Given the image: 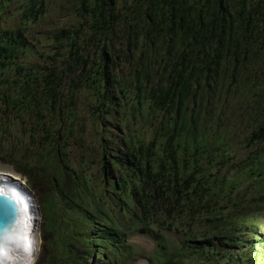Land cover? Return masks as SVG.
<instances>
[{"label": "trees", "instance_id": "1", "mask_svg": "<svg viewBox=\"0 0 264 264\" xmlns=\"http://www.w3.org/2000/svg\"><path fill=\"white\" fill-rule=\"evenodd\" d=\"M48 3L0 0V162L43 242L73 213L68 258L36 264H264V0H74L39 52Z\"/></svg>", "mask_w": 264, "mask_h": 264}, {"label": "rangeland", "instance_id": "2", "mask_svg": "<svg viewBox=\"0 0 264 264\" xmlns=\"http://www.w3.org/2000/svg\"><path fill=\"white\" fill-rule=\"evenodd\" d=\"M48 6H47V13L36 23H29L26 29V36L32 43V45L35 47V51L39 52H47V50L50 49L49 45V35L55 33L56 31L60 30L64 26H70L75 21V18L73 16V9L72 6L74 0H47ZM21 8V3H17L15 1H12L9 10L10 15L5 18V21H8L9 23L18 22V9ZM31 58L32 60H44L43 58H39L37 53L31 52ZM17 132L15 131V135ZM11 148V144L8 143V141H5L2 150L7 151ZM0 167H7V168H13L14 167L7 163V162H0ZM15 170V169H14ZM71 204L74 205L75 203L71 201ZM65 206L63 203L59 204L57 203V207ZM68 208V207H67ZM66 206L63 209L59 208V213L57 214V221L58 217L60 218V231L58 230V227H53L52 232L48 235L50 237V240H40L39 242V248L37 251V257L36 260L39 258V262H43L45 259V254L49 253L48 256H58L66 257L68 258V239L70 240L69 234L70 232L69 226L66 224L71 223V217L73 213L69 210H67ZM74 215L77 217L78 214L75 211ZM43 231V229H42ZM54 231V233H53ZM53 233V235H52ZM40 234L41 230H40ZM175 235L171 234L170 238L175 239ZM128 241L135 243L139 248H141L144 252L150 254L155 250L156 242L147 234L135 232L132 233L128 237ZM119 264V263H118ZM124 264H150L148 260H146L145 256H139L133 261H127ZM197 264H200L198 261Z\"/></svg>", "mask_w": 264, "mask_h": 264}, {"label": "built area", "instance_id": "3", "mask_svg": "<svg viewBox=\"0 0 264 264\" xmlns=\"http://www.w3.org/2000/svg\"><path fill=\"white\" fill-rule=\"evenodd\" d=\"M0 180H3L0 188H4L3 192L12 196L21 210V221L28 230L25 236V249L32 258L34 254H37L40 242L39 202L34 192L28 187L27 178L13 168L0 167Z\"/></svg>", "mask_w": 264, "mask_h": 264}, {"label": "clouds", "instance_id": "4", "mask_svg": "<svg viewBox=\"0 0 264 264\" xmlns=\"http://www.w3.org/2000/svg\"><path fill=\"white\" fill-rule=\"evenodd\" d=\"M18 209L19 218L13 229L18 223L20 224V227L18 228L19 238L14 235L13 229L11 227L0 229V243L4 244V253L3 256H0V258L3 259V264H36L37 255L34 254V257L31 258L25 249V236L28 233V230L21 221V210L19 207Z\"/></svg>", "mask_w": 264, "mask_h": 264}, {"label": "water", "instance_id": "5", "mask_svg": "<svg viewBox=\"0 0 264 264\" xmlns=\"http://www.w3.org/2000/svg\"><path fill=\"white\" fill-rule=\"evenodd\" d=\"M19 218V209L14 199L7 193L0 196V229L13 227Z\"/></svg>", "mask_w": 264, "mask_h": 264}, {"label": "bare ground", "instance_id": "6", "mask_svg": "<svg viewBox=\"0 0 264 264\" xmlns=\"http://www.w3.org/2000/svg\"><path fill=\"white\" fill-rule=\"evenodd\" d=\"M2 191L4 190V188H0ZM6 190V189H5ZM8 191V190H7ZM20 227V224L18 223L17 226L13 229L14 235L19 238V232H18V228ZM0 264H3V259L0 258Z\"/></svg>", "mask_w": 264, "mask_h": 264}, {"label": "snow or ice", "instance_id": "7", "mask_svg": "<svg viewBox=\"0 0 264 264\" xmlns=\"http://www.w3.org/2000/svg\"><path fill=\"white\" fill-rule=\"evenodd\" d=\"M3 183V180H0V184ZM5 193L3 191H0V196H4ZM4 253V244L0 243V256H3Z\"/></svg>", "mask_w": 264, "mask_h": 264}]
</instances>
